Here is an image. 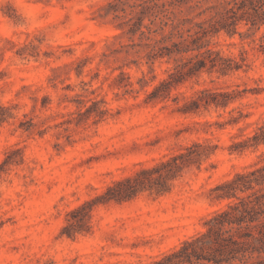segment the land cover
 <instances>
[{"label":"rangeland","instance_id":"374dc122","mask_svg":"<svg viewBox=\"0 0 264 264\" xmlns=\"http://www.w3.org/2000/svg\"><path fill=\"white\" fill-rule=\"evenodd\" d=\"M235 1L175 14L218 23ZM141 2L0 0V264H150L226 208L217 186L263 166L264 24L207 36L200 68L153 51L180 39Z\"/></svg>","mask_w":264,"mask_h":264},{"label":"trees","instance_id":"16d2710c","mask_svg":"<svg viewBox=\"0 0 264 264\" xmlns=\"http://www.w3.org/2000/svg\"><path fill=\"white\" fill-rule=\"evenodd\" d=\"M141 1L146 5H140L143 11L150 12V16L153 17L151 23L157 21L161 31L165 28L170 29L168 36L163 38L169 40L173 35H177L180 39L179 43H172V48L154 46L153 51L160 52L157 53L159 57L196 52L190 59H198L200 68L205 63L199 57L203 53L211 54L209 50L202 53L205 45L199 44L207 36L215 35L221 29L231 35L235 33V27L240 20L250 22L251 25L258 24L259 27L264 24L262 6L259 7L262 17L248 15L249 9L257 12L254 3L264 5V0H237L234 2L236 8L226 10L220 22L215 23L213 18H210L194 23L192 27L186 29H183L184 22L177 19L175 11L187 0ZM246 3L251 7H247ZM238 12H241L240 18L236 17ZM216 24L220 27L217 28ZM140 26L141 20L137 30L141 28ZM145 28L149 33H153L150 27ZM143 34L141 31L140 35ZM161 49L165 52L162 53ZM249 141H252L254 146L264 144V123L259 128V133ZM130 182V179L126 180V183ZM214 192L217 200L230 201L226 208L205 220L204 232L184 241L179 248L160 256L150 264H264V164L261 167L255 165L250 170L234 175L232 179L217 186ZM112 198L120 199L116 196Z\"/></svg>","mask_w":264,"mask_h":264}]
</instances>
